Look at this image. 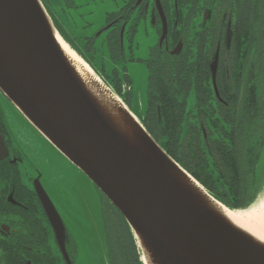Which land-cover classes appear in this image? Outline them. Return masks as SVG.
Wrapping results in <instances>:
<instances>
[{"label": "water", "instance_id": "1", "mask_svg": "<svg viewBox=\"0 0 264 264\" xmlns=\"http://www.w3.org/2000/svg\"><path fill=\"white\" fill-rule=\"evenodd\" d=\"M52 15L42 0H0V90L110 201L127 222L141 262L146 250L152 264H264V241L208 204L207 197L220 201L195 178L207 197L191 183ZM55 32L104 84L111 96L105 104L87 88ZM215 89L219 95L216 82ZM37 189L67 237L51 198L40 184ZM61 246L70 261L62 240Z\"/></svg>", "mask_w": 264, "mask_h": 264}, {"label": "flooded vegetation", "instance_id": "2", "mask_svg": "<svg viewBox=\"0 0 264 264\" xmlns=\"http://www.w3.org/2000/svg\"><path fill=\"white\" fill-rule=\"evenodd\" d=\"M66 1L85 17L89 35L102 39L101 48L113 54V60L109 54L107 59L112 62L113 77L124 78L119 93L126 97L133 90L132 64L148 69V88L157 68L174 65L178 81L189 84L191 96L201 100L236 103L254 91L264 93V0ZM101 19L104 23L91 33ZM142 36L150 41L146 48ZM93 47L86 44L85 51L91 54ZM150 93L151 88L148 98ZM159 111L161 119L160 107ZM70 167L82 173L0 90V264H83L81 248H88L86 237L94 245L90 263L95 264L98 223L105 244L113 247V205L90 182L103 197L101 217L94 219L73 190L66 192L70 180L65 171ZM38 184L60 213L67 237L57 231ZM65 198H69L68 206Z\"/></svg>", "mask_w": 264, "mask_h": 264}, {"label": "trees", "instance_id": "3", "mask_svg": "<svg viewBox=\"0 0 264 264\" xmlns=\"http://www.w3.org/2000/svg\"><path fill=\"white\" fill-rule=\"evenodd\" d=\"M52 17L64 30L54 15ZM69 23L76 34L70 37L72 46L109 81L115 92H120L124 78L113 77L112 62L107 59L108 54L113 58L109 48L108 52L103 50L102 39L89 35L86 22L81 27L72 17ZM85 42L94 46L93 53L85 51ZM154 75L143 117L148 132L224 205L232 209L253 206L264 194V93L254 91L253 95L236 103L201 100L191 96L189 84L178 81L174 65L157 68ZM121 231L116 230L113 247L107 246L111 264H143L130 231L124 230V238Z\"/></svg>", "mask_w": 264, "mask_h": 264}, {"label": "rangeland", "instance_id": "4", "mask_svg": "<svg viewBox=\"0 0 264 264\" xmlns=\"http://www.w3.org/2000/svg\"><path fill=\"white\" fill-rule=\"evenodd\" d=\"M47 11H51L57 21L64 27L66 33L74 38L76 36L75 30L71 27L69 23V18L74 16L77 25L83 26L86 21L85 17H81L78 14L79 10L75 11V8L72 7L66 0H42ZM49 8V10H48ZM50 14V13H49ZM104 23L103 19L97 20L91 29V33L97 31L98 27ZM90 32V31H89ZM149 39L145 36H142L141 43L144 48L149 44ZM130 76L132 78V93L130 97H123L125 103L131 108V111L134 115H137L138 120L142 122L143 117L145 116L147 106H148V85H149V72L148 69L143 65H134L132 64L129 69ZM108 84V80H106ZM110 85V84H108ZM111 86V85H110ZM193 103V102H192ZM65 175L69 177L70 182L66 184V192L73 190L72 193L75 194V197L81 202V206L87 212H90L93 215V218L96 219L98 215V221L101 217V206L103 202V197L97 194L94 187L90 181L83 176L82 173L78 172L73 167L68 168L65 171ZM264 195V194H263ZM69 198L64 199V203L68 206ZM99 230L97 232L96 241H95V250H96V259L95 264H111L110 258L108 255L107 244H105V234L101 224L98 223ZM125 230L129 231L127 222L116 212L113 208V237H116V230ZM84 241L87 243L86 246H82L81 255H83V264H94L90 263V260L93 257L94 245L86 237Z\"/></svg>", "mask_w": 264, "mask_h": 264}, {"label": "bare ground", "instance_id": "5", "mask_svg": "<svg viewBox=\"0 0 264 264\" xmlns=\"http://www.w3.org/2000/svg\"><path fill=\"white\" fill-rule=\"evenodd\" d=\"M55 34L66 57L84 81L87 88L101 103L103 102L105 104V101H108L111 96L107 93L108 90L105 88L104 84L95 75L90 66L69 47L61 36L56 32ZM115 100L119 102L118 99ZM188 178L191 183L200 189L203 195L207 197L206 192L200 187L197 181L189 175ZM207 202L234 226L249 231L257 238L259 237L264 241V196L259 198L258 201L248 209H231L209 197H207ZM143 260L145 264H152L151 257L146 250L143 252Z\"/></svg>", "mask_w": 264, "mask_h": 264}]
</instances>
